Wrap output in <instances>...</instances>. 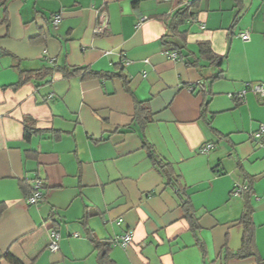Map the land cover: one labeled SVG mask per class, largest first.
<instances>
[{
	"label": "crops",
	"instance_id": "0c3cea01",
	"mask_svg": "<svg viewBox=\"0 0 264 264\" xmlns=\"http://www.w3.org/2000/svg\"><path fill=\"white\" fill-rule=\"evenodd\" d=\"M186 6L194 13L186 41L168 37L186 45L182 58L163 39ZM102 12L110 31L96 35ZM200 43L223 65L201 60ZM45 51L58 67L87 74L35 77L54 68ZM263 81L264 0H0V259L10 251L22 264H98L95 241L111 245L115 264H264V135L252 137L264 124V98L235 97ZM143 102L152 121L142 133L134 114ZM205 103L214 130L201 119ZM26 118L43 131L31 141ZM144 141L181 174L205 253ZM207 144L214 148L204 154ZM34 180L44 196L31 206ZM247 196L258 255L227 260L242 248ZM129 231L127 248L113 244Z\"/></svg>",
	"mask_w": 264,
	"mask_h": 264
},
{
	"label": "trees",
	"instance_id": "16d2710c",
	"mask_svg": "<svg viewBox=\"0 0 264 264\" xmlns=\"http://www.w3.org/2000/svg\"><path fill=\"white\" fill-rule=\"evenodd\" d=\"M192 9H193L192 6H186L184 8H181L176 13H174L171 16V18L168 19L167 21L169 35H167V37H164L163 43L167 47L171 46L175 50H179L180 54L182 53V49L186 48V45L185 44L175 45V43L170 42L168 40V37L172 36V37L180 39L181 41H186V35L188 31L182 30V28H184L187 24L194 21V13L192 12ZM56 15H60V14H56ZM198 47H199V55H200L201 60H205L209 62L210 66L216 65L220 67L223 65V62H224L223 58L215 55L209 44L200 43L198 44ZM175 54L179 56L178 53H175ZM182 58H183V55H182ZM187 64L190 66L191 65L194 66V63H192L191 61H188ZM53 66H54L53 69H48L46 70V72L34 74V76L35 77L39 76V78H44V77L53 75L54 72L62 73L63 75L67 77L70 75L85 76L87 74V71L85 69L75 68V69L70 70L65 67H58L56 65V62H54ZM101 76L107 79H111L117 76L121 77V74L120 73H104ZM25 81H26V78L21 80L16 85V87L21 86ZM207 114H208V104L205 103L201 107V119L205 120L210 130H214L210 125L211 121L207 119ZM151 121H152V113H151V110L147 102L137 103L136 108H135V114H134L135 125L143 133L147 124L150 123ZM24 128H25L24 138L27 141H31L33 136H37L43 133V131L38 130L36 128L35 121L29 118L25 119ZM55 135L58 137V134L56 132H55ZM143 150L145 151V153L147 154V157L151 161L153 168L162 176L165 182V186L174 192L177 200L179 201L180 207L185 213V218L187 222L189 223L190 230L196 239V243L198 247L201 249L203 253H205V248L203 246V243L198 237V232L201 230V227L199 225V218L196 215L195 209L192 205L190 196L188 194V189L183 183L181 174L177 171L176 167L172 163L168 162L163 157H161L159 153L156 151V149L147 141L143 142ZM250 192H251V187H249L245 193L246 195L249 196ZM248 196L246 198L247 202L245 205V210L241 218L238 220L239 224L243 226L244 228L242 248L237 252L229 251L226 256L227 260L245 259L249 257H257L258 255L256 245H255V231H254L255 228H254V223H253V210L254 209H253V206L248 201ZM88 216L89 214H87L85 217H88ZM93 243L95 244V247L98 251V258H97L98 264H115V262L109 256V251L111 247L109 243H99L95 241H93ZM3 261H9L14 264H22L21 262L16 260V258L10 251L7 252L3 256L2 259H0V264H3Z\"/></svg>",
	"mask_w": 264,
	"mask_h": 264
},
{
	"label": "built area",
	"instance_id": "2783aa9c",
	"mask_svg": "<svg viewBox=\"0 0 264 264\" xmlns=\"http://www.w3.org/2000/svg\"><path fill=\"white\" fill-rule=\"evenodd\" d=\"M164 2H169V1H177V0H162ZM147 19H142L139 22V27L146 21ZM61 22V15H56L53 18L52 25L55 28H58L59 24ZM110 21H109V16L106 12H102L98 16V23L94 29V33L96 35H104L110 31ZM202 29H205L203 26ZM241 38L243 41L248 42L250 40L249 33H243L241 35ZM167 56L171 59L177 60L178 56L174 52L167 51ZM44 60L45 62L49 64H54V59H51L47 52L45 51L44 53ZM126 64V62H125ZM247 92H252L254 95H258L261 98H264V81L260 84L256 85H248L247 90L244 91L243 93L239 94L238 96H235L237 99L242 100ZM264 135V124L260 125L259 131L257 133H254L252 137L254 139H259L262 140ZM214 148L213 144H207L204 149L203 153L208 154L212 149ZM244 188H239L237 191H235V195L241 196L244 192ZM31 196L27 199V203L31 206H36L41 203L43 199V182L40 180H34L33 185L31 188ZM122 221H119L121 223ZM132 236L133 232L129 231L127 234L124 236H121L120 238L116 239L114 241V245H120L123 248H127L131 242H132ZM61 240V235L58 231L53 230L50 231V242L48 245V249L51 253H56L59 251V241Z\"/></svg>",
	"mask_w": 264,
	"mask_h": 264
}]
</instances>
